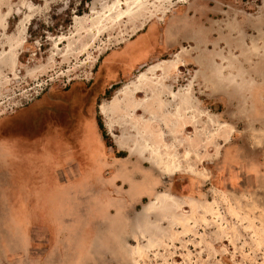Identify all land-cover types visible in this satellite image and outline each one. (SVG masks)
Segmentation results:
<instances>
[{"label":"rangeland","instance_id":"1","mask_svg":"<svg viewBox=\"0 0 264 264\" xmlns=\"http://www.w3.org/2000/svg\"><path fill=\"white\" fill-rule=\"evenodd\" d=\"M262 11L264 0H0V159L20 178H0V264H264V99L251 98ZM153 31L179 46L107 81L111 55L140 60L123 45ZM150 65L162 66L140 88ZM225 87L233 98H217ZM83 106L101 141L97 153L83 125L84 169L75 144L63 155L64 116ZM144 134L159 140L145 155ZM153 149L176 169L151 165Z\"/></svg>","mask_w":264,"mask_h":264},{"label":"crops","instance_id":"2","mask_svg":"<svg viewBox=\"0 0 264 264\" xmlns=\"http://www.w3.org/2000/svg\"><path fill=\"white\" fill-rule=\"evenodd\" d=\"M251 22H252L251 23L252 29H255V30L256 29L260 30V28L262 29L264 27V11H262L261 13L256 15L255 18L251 19ZM152 29L154 30L153 27H152ZM197 32H198V30H197ZM141 38H143V39H141ZM140 40H141V42H140ZM178 43L179 42H177L176 40H173L171 38L169 40H167L166 42H158L157 38L155 37L154 31H153V34L150 33L149 35H147L146 33H141V34L135 36L131 40L127 41L125 43V45H123V47L127 46V45L128 46L129 45H134L133 52H135V54H137V52L138 53H140V52L141 53H145L144 56L140 60H133L132 62H131V60L129 61L128 59H122L121 60V59L118 58L120 50L119 51L116 50V52L111 55L110 61H106V65L104 67L105 72L108 73L107 76H109V78H110L107 81H111L113 79V78H111V77H113V72L116 73V75H123L124 73L128 74L129 72L131 73L132 71H135L136 69H138L141 65H143L147 61H150V60L154 59L160 52H166L167 53L169 51H172L173 49H175L176 47L179 46ZM138 49H140V51ZM258 67L259 68H264V64L260 63ZM136 79H137V77L135 78V80ZM146 84H148V80L144 83V85H146ZM223 84H224L223 86H226L225 82ZM255 84H256L255 85L256 87H255V90L252 93V97L251 98L252 99H256V100L264 99V81L262 83H255ZM139 87L143 88V85H140ZM217 98H222V99L229 100V99L233 98V96L231 95V93L229 91L226 90V87H225L223 95H221V93H220V95H218ZM180 100H182V105H184L185 101H188V98L182 96V97H180ZM59 126H60V124L59 125H52L51 126V130L49 132H46L48 137L49 136L50 137L51 136L58 137L57 136L58 133H59L58 131L61 129V128H58ZM85 126H86L85 129H87L89 131H92V133H93L95 146H96V150H97V153H98V148H99V145H101V141L98 138L99 136H98L97 127L94 126V125H87V124ZM7 139L8 138L6 136L5 146H6V143H8ZM64 145H65V149L63 150V155H65L64 157L66 159V164H69L70 160L73 158L74 154H73V151L71 150L72 148L70 146H68V144H66L65 141H64ZM78 146L79 147H75V148L79 149L78 153L80 154V156H81V153L83 152L82 156L86 157V158H84L85 161H83L82 159H80V156L77 155V158L79 160L78 163L80 164V167L82 169H84L85 168L84 164H86V161H87L88 158L86 156L85 149H84L83 145L79 144ZM77 149H76V151H77ZM3 156H5V155H3L1 153L0 162H1V171H2L1 174L2 175H1L0 178H1V180L4 179L6 181L5 185L8 186L10 184H13V181L20 180V178L19 177H15L11 172H9V170H7L5 168V164L7 162V159L4 158ZM67 157H69V159ZM96 158H97V156H96ZM96 158L94 159V163H95ZM94 167L97 168V164L96 163L94 164ZM65 172H66V170L63 171V174ZM57 173L58 172H56L55 176L53 175L54 185H56L57 182H58V185L60 187L64 188L65 185H66V181H64L65 177L63 176V178L61 179L58 176ZM10 207H14V203H11ZM53 208L54 207H51V209H53Z\"/></svg>","mask_w":264,"mask_h":264},{"label":"bare ground","instance_id":"3","mask_svg":"<svg viewBox=\"0 0 264 264\" xmlns=\"http://www.w3.org/2000/svg\"><path fill=\"white\" fill-rule=\"evenodd\" d=\"M162 65H150L148 68H147V70L145 71V72H142V73H140V74H138V76H137V79L135 80L136 81V83H137V85H139L140 83H145V81H147L146 79H147V76H146V74L148 73V72H152L153 70H155V69H158L159 67H161ZM141 85V84H140ZM127 96V95H126ZM115 104V103H114ZM113 107V106H112ZM111 107V108H112ZM107 111V110H106ZM176 114L177 115H181V113H180V111H178V112H176ZM174 123V122H173ZM214 134V133H213ZM150 135H152V134H150ZM161 136V135H160ZM158 137V136H157ZM142 140H143V142H141V143H139V142H135V144H136V149L134 148L135 146V144L133 143L132 145L130 144V145H126L127 146V149L131 152V153H133L134 152V149L136 150V151H138L139 153H143L144 155L146 154V151H147V148H148V143H151L150 142V140H152L151 139V137L150 138H148V136L146 135V134H144V135H142ZM153 138V137H152ZM163 138V137H162ZM140 140V139H139ZM163 140V139H162ZM152 142L153 143H158L159 142V140L157 141H153L152 140ZM152 147V146H151ZM159 149H157V150H155V149H153V150H150V152H149V156L147 157V159L149 160V163L151 164V165H156V164H158V165H162L166 170H168L169 172H171L173 169H176L175 167H171V164H172V162H170V164H168V162H165V161H163V160H161L160 159V156H159V154H158V151ZM158 151V152H157ZM160 153V152H159ZM187 155H188V153H187ZM174 160V159H173ZM169 161V160H168ZM175 162V161H174ZM174 164V163H173Z\"/></svg>","mask_w":264,"mask_h":264},{"label":"flooded vegetation","instance_id":"4","mask_svg":"<svg viewBox=\"0 0 264 264\" xmlns=\"http://www.w3.org/2000/svg\"><path fill=\"white\" fill-rule=\"evenodd\" d=\"M87 109L88 108L86 106L85 107L83 106V107H80L78 109V111L75 110V112L73 113V112H70V109L68 108V112H70L72 115L69 113V114L64 116L66 123H68V125L65 127V129L63 131V132H65L64 133V139H65L66 144H68V146H70L71 148L73 147V144H75L74 147H79L78 146L79 144L83 145L82 139L85 135V133H83V130H84L83 125H85V119L90 118V116H88L89 112L87 111ZM80 112L82 113L83 116L79 118V116H77V115H79ZM62 119L63 118H60V120H58L57 122L62 121ZM54 125H56V124H54ZM66 131L68 132V134L66 133ZM72 132H74V133H72ZM68 135H69V138H67ZM73 135H74V140L72 139ZM72 140L74 142H72Z\"/></svg>","mask_w":264,"mask_h":264},{"label":"trees","instance_id":"5","mask_svg":"<svg viewBox=\"0 0 264 264\" xmlns=\"http://www.w3.org/2000/svg\"><path fill=\"white\" fill-rule=\"evenodd\" d=\"M88 1H90V0H82V4H85L86 2H88ZM116 87L117 85H113L112 87ZM115 87H114V89H115ZM113 89V90H114ZM112 94L110 93L109 94V97L111 96ZM98 127H99V130L101 131V134H102V137L103 138H105V130H104V128H103V124H102V122L101 121H98Z\"/></svg>","mask_w":264,"mask_h":264}]
</instances>
